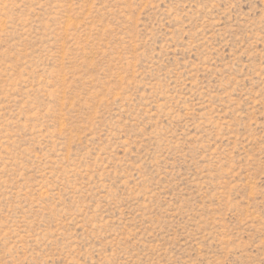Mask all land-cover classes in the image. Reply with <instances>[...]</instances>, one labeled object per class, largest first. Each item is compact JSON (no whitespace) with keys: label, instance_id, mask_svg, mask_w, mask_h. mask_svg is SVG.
Masks as SVG:
<instances>
[{"label":"rangeland","instance_id":"1","mask_svg":"<svg viewBox=\"0 0 264 264\" xmlns=\"http://www.w3.org/2000/svg\"><path fill=\"white\" fill-rule=\"evenodd\" d=\"M0 264H264V0H0Z\"/></svg>","mask_w":264,"mask_h":264}]
</instances>
